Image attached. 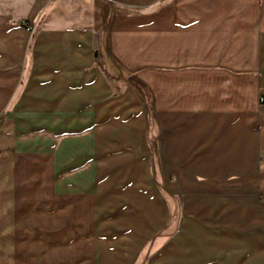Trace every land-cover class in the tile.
I'll return each instance as SVG.
<instances>
[{
  "label": "crops",
  "instance_id": "1",
  "mask_svg": "<svg viewBox=\"0 0 264 264\" xmlns=\"http://www.w3.org/2000/svg\"><path fill=\"white\" fill-rule=\"evenodd\" d=\"M9 12L0 264H149L179 195L264 227V0H36L34 39ZM100 54L125 86L96 108ZM29 100L51 102L34 117L52 137L30 135Z\"/></svg>",
  "mask_w": 264,
  "mask_h": 264
},
{
  "label": "rangeland",
  "instance_id": "2",
  "mask_svg": "<svg viewBox=\"0 0 264 264\" xmlns=\"http://www.w3.org/2000/svg\"><path fill=\"white\" fill-rule=\"evenodd\" d=\"M35 1L14 0V4H10L8 0H0V14L7 13L10 7L12 11L9 12L12 18L11 22L22 27H24L23 24H26L27 27L32 28L31 31H28L24 27L27 36L32 39L36 37H32L36 28L41 27L43 22L42 18L35 21L32 20L33 17L28 19L31 16ZM96 49L98 50V48ZM100 56L101 54L96 56V67H100L107 84L104 87L101 83L99 86L95 85L93 103H95L96 108L98 106L102 108L105 100H107L105 103L108 104L109 100L112 101L113 98L118 97L119 92H122L125 86L120 79L118 70L113 66L105 64L100 59ZM39 90L36 85L32 93L36 95L39 93ZM50 103L49 101L44 102L39 100H29L25 103L24 111L26 112V119L30 118L32 120L31 125L28 123L31 136H47L46 138H50L54 135L53 132L48 130L49 128L42 129L41 126L44 124L43 118L34 117L42 113L43 110L49 109ZM87 104L88 102L86 100L79 101V105L81 106L85 107ZM23 122L25 124L27 123V121ZM142 198L145 197L143 196ZM162 198L164 200L166 198L171 199V197H167L166 192H164ZM171 200L174 202V205L172 204V224L174 225V229L170 228L167 232L161 230L156 234L160 242L163 236L169 239L150 259L149 264H264V227L252 226V223H246L245 220L242 223H239L238 219L232 221L229 206L223 210L218 208V211H216L215 204H212L211 207L206 204L200 206L202 201L197 197L179 195ZM205 200L209 201V199ZM211 200L214 203V199ZM114 214L115 210L105 214L103 216L105 220L103 224L106 226H114L115 223L111 222ZM110 215L112 218H110ZM139 217L141 218L138 219V225L144 222L142 216ZM184 221L190 222V225L186 226V228L183 226ZM237 223L242 224V226L237 227ZM123 231L124 229L122 227H113V229L105 228L102 235L113 237L120 235ZM53 247L47 246V250L51 251L50 257H53L54 254ZM38 248L39 246H31L32 255L38 253ZM46 260L47 264H53L52 260L54 258L49 260L47 257ZM32 264L39 263H35L33 260Z\"/></svg>",
  "mask_w": 264,
  "mask_h": 264
},
{
  "label": "built area",
  "instance_id": "3",
  "mask_svg": "<svg viewBox=\"0 0 264 264\" xmlns=\"http://www.w3.org/2000/svg\"><path fill=\"white\" fill-rule=\"evenodd\" d=\"M23 26L28 30V31H31L32 30V28H30V27H27V25L26 24H23ZM263 101V100H262Z\"/></svg>",
  "mask_w": 264,
  "mask_h": 264
},
{
  "label": "trees",
  "instance_id": "4",
  "mask_svg": "<svg viewBox=\"0 0 264 264\" xmlns=\"http://www.w3.org/2000/svg\"><path fill=\"white\" fill-rule=\"evenodd\" d=\"M33 34H34V33H33ZM33 36H34V35H33ZM33 36H32V37H33Z\"/></svg>",
  "mask_w": 264,
  "mask_h": 264
}]
</instances>
